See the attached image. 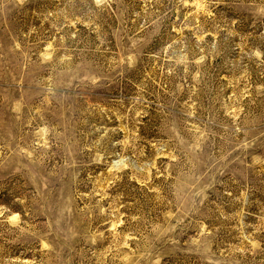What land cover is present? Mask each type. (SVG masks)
<instances>
[{"label": "rangeland", "instance_id": "rangeland-1", "mask_svg": "<svg viewBox=\"0 0 264 264\" xmlns=\"http://www.w3.org/2000/svg\"><path fill=\"white\" fill-rule=\"evenodd\" d=\"M0 264H264V0H0Z\"/></svg>", "mask_w": 264, "mask_h": 264}]
</instances>
